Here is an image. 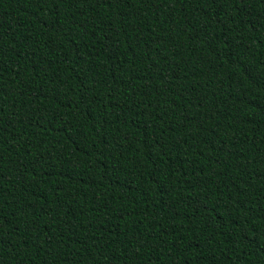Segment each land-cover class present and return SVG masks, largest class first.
Wrapping results in <instances>:
<instances>
[{
    "label": "trees",
    "instance_id": "trees-1",
    "mask_svg": "<svg viewBox=\"0 0 264 264\" xmlns=\"http://www.w3.org/2000/svg\"><path fill=\"white\" fill-rule=\"evenodd\" d=\"M0 264H264V0H0Z\"/></svg>",
    "mask_w": 264,
    "mask_h": 264
}]
</instances>
